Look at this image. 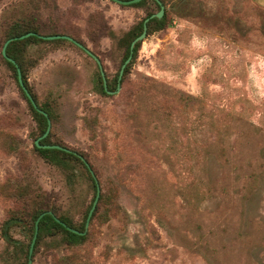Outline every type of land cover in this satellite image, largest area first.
Returning a JSON list of instances; mask_svg holds the SVG:
<instances>
[{
	"label": "rangeland",
	"instance_id": "374dc122",
	"mask_svg": "<svg viewBox=\"0 0 264 264\" xmlns=\"http://www.w3.org/2000/svg\"><path fill=\"white\" fill-rule=\"evenodd\" d=\"M12 1L0 0V18ZM54 5L43 22L75 35L112 80L122 53L92 32L91 16L118 37L143 10L110 0ZM162 6L170 26L146 35L116 94L96 91L97 66L76 46H43L28 69L37 101L55 110L51 141L82 153L101 194L115 193L91 223L86 248L63 252L47 239L31 264H264V7ZM34 136L29 108L0 64V225L20 174L18 150L29 179L62 208L92 197L86 179L71 192L61 172L37 158ZM13 235L23 240L22 231ZM3 246L0 238V253Z\"/></svg>",
	"mask_w": 264,
	"mask_h": 264
},
{
	"label": "trees",
	"instance_id": "16d2710c",
	"mask_svg": "<svg viewBox=\"0 0 264 264\" xmlns=\"http://www.w3.org/2000/svg\"><path fill=\"white\" fill-rule=\"evenodd\" d=\"M158 1L160 4L156 0H141L138 3L127 5L142 9L144 16L118 37L115 36L111 30L105 27L98 28L99 22H96L95 16H91V25L94 26L92 28V32H101L102 34L105 33L113 41H115L116 48L122 53L118 70L113 79L109 80L104 72L107 83L106 89L103 87L99 69L95 63L97 66V71L95 73L94 84L98 93L102 95H108L107 91H116L117 85L121 87V83L129 73V70L135 60L142 42H137L134 45L131 61L124 68L121 79L118 82L120 68L129 56V47L131 42L142 33L143 23L146 19H148L146 23V35H151L170 26L167 12H164L161 19L151 18L152 15L159 12L160 5L164 4V0ZM50 3L56 10L54 0H16L12 1L8 5V9L2 12L3 14L0 18V64L14 80L21 96L29 108L30 115L35 123V136L32 142V152L44 163L61 172L64 177L65 185L71 190V192L76 190L75 188L80 185V181L86 179L88 181V186L92 197L90 201L81 208L78 207L76 209V203H71L67 208H62L61 204L57 203V200L48 195L38 185V183L36 184L34 180L29 179V173H27V170L29 169V161L25 153L20 152L19 150L15 152L21 169L20 174L15 179V184L9 191L10 195L8 197L12 206L0 225V238L4 244L0 253V261L2 264H27L29 247L34 235L35 221L40 214L47 211H51L53 216L59 221L63 222L66 227L56 222L53 216L47 214L42 216L38 222V232L34 242L31 259L37 254L39 248L47 239L54 243L52 247L62 246L63 252H72L76 249L86 248L92 239L91 223L93 221H97L98 219L100 220V218L103 217V215L99 213L101 207L104 206L103 209H106L108 203L111 202L115 196L114 192L109 193L108 196H105L100 192L96 207L89 221L88 229L84 234L78 235L68 229L70 228L80 233L84 232L85 221L96 193L94 180L82 160L73 153H67L56 149L38 148L36 146L35 140L44 134L47 127V120L42 114L38 113L33 108L30 101L24 94L18 82L16 67L1 55V49L6 40L25 35L27 33L35 34L22 40L10 42L6 46V55L11 58L20 69L21 79L24 86L29 91L38 108L47 113V116L52 123L55 118V110L53 106L48 102L39 103L37 101L35 94L29 88L26 74L28 69L33 67L44 56L45 50L42 49L43 46L46 47V45L62 44H68L71 46L76 45L73 42L67 40H42L37 36L66 35L81 45H83V43L75 35L67 30H64L63 28L56 26L55 23L52 26H48L43 22V14L45 12L50 13ZM30 53L37 56L31 58L29 57ZM88 57L91 58L90 56ZM51 138L52 132L50 129L48 135L38 141V145H60L82 156V158H84L89 164L88 160L82 153L70 149L56 141H51ZM89 166L94 172L90 164ZM16 230L23 232V240L14 237L13 234Z\"/></svg>",
	"mask_w": 264,
	"mask_h": 264
},
{
	"label": "water",
	"instance_id": "95a60500",
	"mask_svg": "<svg viewBox=\"0 0 264 264\" xmlns=\"http://www.w3.org/2000/svg\"><path fill=\"white\" fill-rule=\"evenodd\" d=\"M114 3H117L119 5H124V6H127V5H132V4H135V3H138L140 2L141 0H110ZM158 3L159 1L156 0ZM160 4V3H159ZM163 13H164V8L162 5H160V10L158 13L154 14L151 16V18H156V19H161L162 16H163ZM148 19H146L143 23V30H142V33L137 36L130 44V47H129V56L127 57V59L124 61V63L122 64L121 68H120V71H119V76H118V82L120 81L121 79V76L123 74V71H124V68L129 64V62L131 61V58H132V52H133V48H134V45L137 43V42H142L145 37H146V23H147ZM32 35H35L33 33H27L25 35H21L19 37H14V38H10L8 40H6V42L4 43L2 49H1V55L10 63H12L15 67H16V70H17V77H18V82L24 92V94L26 95V97L28 98V100L30 101L31 105L33 106V108L40 114H42L46 120H47V127H46V130L44 132V134L37 138L35 140V144L38 148H44V149H56V150H61V151H64V152H67V153H73L74 155L78 156L82 162L85 164V166L87 167V169L89 170L93 180H94V183H95V187H96V193H95V197H94V200H93V203H92V206L88 212V215H87V218H86V221H85V227H84V232L83 233H80V232H77L75 230H72L70 228H68L71 232L75 233V234H78V235H82L86 232V230L88 229V226H89V221H90V218L92 216V213L96 207V204H97V201L99 199V196H100V186H99V182L94 174V172L92 171V169L90 168L89 164L86 162V160L84 158H82V156L78 155L77 153L75 152H72L71 150L67 149V148H64L60 145H38V141L45 138L49 131H50V128H51V122L47 116V113H45L43 110H41L40 108H38L37 104L35 103V101L33 100L32 96L30 95L29 91L27 90V88L24 86L23 82H22V79H21V74H20V69L17 67V65L15 64V62L9 58L7 55H6V46L12 42V41H16V40H22V39H25L29 36H32ZM38 38L42 39V40H58V39H62V40H67V41H70V42H73L77 47H79L80 49H82L88 56H90L94 62L97 64L98 66V69H99V73H100V76H101V79H102V83H103V87L106 89V86H107V83H106V77H105V74H104V71H103V68H102V64L99 60V58L94 55L88 48L84 47L83 45H81L80 43L74 41L71 37L69 36H66V35H53V36H37ZM120 89V86L117 85V88H116V91H107L108 94H116ZM45 214L47 215H50V216H53V213L51 211H47V212H44L42 214H40L38 216V218L36 219L35 221V229H34V235H33V238H32V241L30 243V247H29V254H28V262L27 264H31L32 263V260H31V254H32V250H33V246H34V242L36 240V237H37V232H38V222L39 220L41 219L42 216H44ZM54 217V216H53ZM55 221L58 222L59 224H61L62 226L66 227V225L59 221L56 217H54Z\"/></svg>",
	"mask_w": 264,
	"mask_h": 264
},
{
	"label": "crops",
	"instance_id": "0c3cea01",
	"mask_svg": "<svg viewBox=\"0 0 264 264\" xmlns=\"http://www.w3.org/2000/svg\"><path fill=\"white\" fill-rule=\"evenodd\" d=\"M254 2H256L258 5L264 7V0H253Z\"/></svg>",
	"mask_w": 264,
	"mask_h": 264
}]
</instances>
